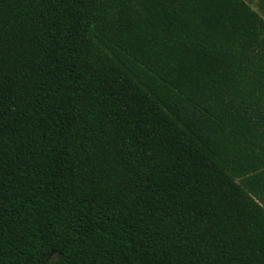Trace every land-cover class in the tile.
<instances>
[{"label": "trees", "instance_id": "trees-1", "mask_svg": "<svg viewBox=\"0 0 264 264\" xmlns=\"http://www.w3.org/2000/svg\"><path fill=\"white\" fill-rule=\"evenodd\" d=\"M0 264H264V19L0 0Z\"/></svg>", "mask_w": 264, "mask_h": 264}, {"label": "rangeland", "instance_id": "rangeland-1", "mask_svg": "<svg viewBox=\"0 0 264 264\" xmlns=\"http://www.w3.org/2000/svg\"><path fill=\"white\" fill-rule=\"evenodd\" d=\"M264 19V0H245Z\"/></svg>", "mask_w": 264, "mask_h": 264}]
</instances>
